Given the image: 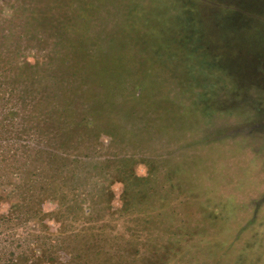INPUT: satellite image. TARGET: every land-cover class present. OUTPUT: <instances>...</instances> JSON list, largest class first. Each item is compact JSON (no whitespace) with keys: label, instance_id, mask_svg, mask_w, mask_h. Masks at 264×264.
Here are the masks:
<instances>
[{"label":"rangeland","instance_id":"374dc122","mask_svg":"<svg viewBox=\"0 0 264 264\" xmlns=\"http://www.w3.org/2000/svg\"><path fill=\"white\" fill-rule=\"evenodd\" d=\"M258 50L264 0H0V264H264Z\"/></svg>","mask_w":264,"mask_h":264},{"label":"trees","instance_id":"16d2710c","mask_svg":"<svg viewBox=\"0 0 264 264\" xmlns=\"http://www.w3.org/2000/svg\"><path fill=\"white\" fill-rule=\"evenodd\" d=\"M257 53H256V55L254 53L255 61H257L258 66L262 67V69H261V72H259L257 74H254V73L253 74H246L247 83L255 85V88L258 90H264V53H263V51H260V50H258ZM224 66L228 70L227 74L230 75V77L233 79V81L235 83H236V81H240V79L243 82V75L238 68L239 63H237L236 61L234 62L232 60V58H225L224 59ZM242 90H244V89H242ZM255 111H256V113L258 112L257 115L264 116V106H261V108H260V105H259L257 108H255ZM263 147H264V145H263ZM170 177H171V174H170ZM170 181H171V187H172L171 190H173V188L175 187V184L173 183V179H170ZM210 181H215V180H213V178H211ZM211 186L215 187V185H212V184H211ZM174 193H175V190L172 191L171 195L173 196Z\"/></svg>","mask_w":264,"mask_h":264}]
</instances>
